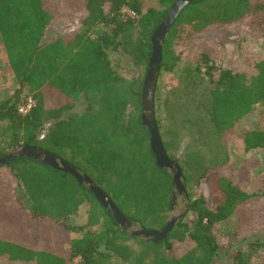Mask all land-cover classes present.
Returning <instances> with one entry per match:
<instances>
[{
  "label": "trees",
  "instance_id": "obj_1",
  "mask_svg": "<svg viewBox=\"0 0 264 264\" xmlns=\"http://www.w3.org/2000/svg\"><path fill=\"white\" fill-rule=\"evenodd\" d=\"M175 1L154 0L143 10L139 0H0V43L17 84L0 101V157L21 146L41 148L85 174L134 224L163 229L172 178L155 164L140 95L151 36ZM59 14H80L83 31L48 39ZM245 22L264 37V0H192L164 39L158 78L177 68L178 44L210 27ZM122 58L142 76L122 77L114 62ZM215 61L198 52L187 63L162 101L163 121L157 83L154 92V120L167 158L181 170L190 223L183 216L161 243L132 237L70 175L19 158L0 167V257L34 264H264L251 261L264 250V240L254 237L264 230V188L249 193L219 174L229 162L225 135L264 107V61L251 77ZM29 99L33 105L20 113ZM240 139L244 153L264 151V129ZM203 180L218 195L211 207L203 196H191L193 183ZM83 206L86 221L78 226L72 219ZM232 217L235 231L223 233ZM55 231L65 244L52 237ZM185 243L191 246L175 255L174 245Z\"/></svg>",
  "mask_w": 264,
  "mask_h": 264
},
{
  "label": "rangeland",
  "instance_id": "obj_2",
  "mask_svg": "<svg viewBox=\"0 0 264 264\" xmlns=\"http://www.w3.org/2000/svg\"><path fill=\"white\" fill-rule=\"evenodd\" d=\"M139 1L143 10L155 6L154 0ZM125 12H128L127 9H125ZM130 14L133 15L132 13ZM81 18L82 16L80 14H59L54 17L50 23L46 33L47 38H68L75 32L83 31L80 23ZM174 49L175 54L179 58L177 68L173 73H162L157 80L156 92L160 103L159 114L162 121L165 115L162 101L165 100L168 89L178 82V77L182 69L188 67V62L192 63V61L197 58L198 52H204L209 57L216 59L215 63L220 69L243 73L246 77L254 75L256 72L254 68L255 64L264 61V37L259 35L247 22L229 27H210L204 32L193 36L189 41L178 44ZM114 62L117 63L115 66H117L116 69L118 73L125 79H134L142 76L140 71L135 70L131 64L128 63V59L122 58L120 61ZM16 87L17 84L9 70L4 49L0 43V101L10 96ZM253 129H264V107L262 106L255 107L249 115L238 123L233 131L225 135V146L227 148L229 162L226 166L220 167L219 169V174L232 179L235 183L239 184L242 189L249 193L264 188V184L259 185L258 183V181L264 180V151L256 150L246 154L243 152L240 139L245 131ZM186 143V138L180 141V146L175 152L177 158L182 156ZM212 172L213 171H209L208 174ZM210 184L211 180L193 183V188L190 192L192 194L191 196L194 197L203 196L207 204L211 207L214 198L218 195L214 194L212 189L213 186ZM184 205L185 201L179 198L177 200V211L172 215L168 213V216L177 217L178 215H182V218L184 216L183 221L190 223L194 215L192 213H187ZM8 210L11 212L10 208ZM86 214L87 206L81 207L76 217L72 219V222L78 226L83 225L86 221ZM10 215H13V213ZM237 225V218L232 217L231 220L221 225V230L223 233L231 234L235 231ZM246 232L251 233L248 231ZM53 234L52 237L57 238L59 244H65V242L62 241L64 235L61 236L58 231L53 232ZM254 237L255 239L263 241L264 230L255 233ZM190 246V243H185L183 245L175 244L173 252L175 255L179 256ZM56 247L57 246L54 248ZM241 249L243 252L246 251L245 247ZM77 260L79 262V259H76L72 264H77ZM251 261L252 263L264 261V250L256 251ZM225 263L226 261H220L219 264ZM0 264L34 263L10 262L6 257L2 256L0 257Z\"/></svg>",
  "mask_w": 264,
  "mask_h": 264
},
{
  "label": "water",
  "instance_id": "obj_3",
  "mask_svg": "<svg viewBox=\"0 0 264 264\" xmlns=\"http://www.w3.org/2000/svg\"><path fill=\"white\" fill-rule=\"evenodd\" d=\"M192 0H176L169 13L164 20L154 30L151 39V54L147 64L146 74L143 79L141 88L140 103H141V122L142 125L148 130L150 134V149L155 158V164L158 168L165 170L172 178V200L170 205V215L177 211V200L183 199L185 202L187 196L184 188V180L181 170L172 161H170L163 149L162 142L158 133V129L154 120V92L157 79L160 72L161 64V49L169 29L174 24L181 11ZM25 158L36 161L45 165L53 170L70 175L76 182L89 190L98 203L106 210L111 216L113 221L117 224L121 232L126 233L132 237L140 240L149 241L151 243H161L165 241L181 220L182 215L177 217L168 216L163 229L160 231H150L141 228L138 224H134L129 219L125 218L108 196L98 188L85 174L78 172L72 165L68 164L53 154L33 146H21L7 152L4 156L0 157V167L5 166L12 160Z\"/></svg>",
  "mask_w": 264,
  "mask_h": 264
},
{
  "label": "built area",
  "instance_id": "obj_4",
  "mask_svg": "<svg viewBox=\"0 0 264 264\" xmlns=\"http://www.w3.org/2000/svg\"><path fill=\"white\" fill-rule=\"evenodd\" d=\"M32 105H33V102L29 99L27 106L25 108H20L19 112L22 113V114H25L30 109V107ZM76 263L78 264V260H77Z\"/></svg>",
  "mask_w": 264,
  "mask_h": 264
}]
</instances>
